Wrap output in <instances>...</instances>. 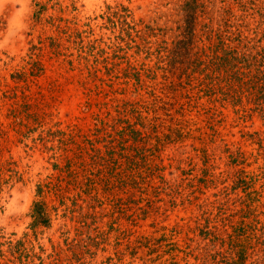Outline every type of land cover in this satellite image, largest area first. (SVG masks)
<instances>
[{
    "label": "rangeland",
    "instance_id": "1",
    "mask_svg": "<svg viewBox=\"0 0 264 264\" xmlns=\"http://www.w3.org/2000/svg\"><path fill=\"white\" fill-rule=\"evenodd\" d=\"M0 264H264V0H0Z\"/></svg>",
    "mask_w": 264,
    "mask_h": 264
},
{
    "label": "trees",
    "instance_id": "2",
    "mask_svg": "<svg viewBox=\"0 0 264 264\" xmlns=\"http://www.w3.org/2000/svg\"><path fill=\"white\" fill-rule=\"evenodd\" d=\"M189 7V12L191 13L190 14V21H189V31H188V35L187 37H192L193 36V25L192 23L194 22L195 20V16L192 14L193 10H195V8H192V6L189 4L188 5ZM188 12V13H189ZM135 133V132H134ZM124 135V133H122ZM120 137V138H118ZM118 137H113L111 140L108 141V145L105 147L106 148V152H103L100 148H97L95 147V144L94 142L90 141L87 142V143H90L89 145L92 146V148H90V150L92 151L91 154H89L91 156V160L93 161V163H97L98 161H104L105 160V154L106 155H109V156H114L116 155V150L118 147H123V144L127 141H124L123 140V137L122 135H118ZM135 141L137 142L138 140H136L135 138ZM118 144V145H116ZM81 150H86V152L88 153L89 152V149H86V147H82ZM105 153V154H104ZM46 212L45 210L43 209V207H40V209H38L36 211V214H35V217H36V221L38 223H42V222H46L47 223V219H46Z\"/></svg>",
    "mask_w": 264,
    "mask_h": 264
}]
</instances>
